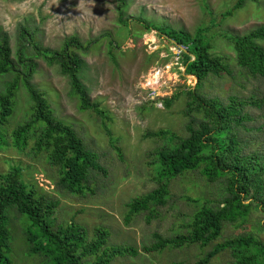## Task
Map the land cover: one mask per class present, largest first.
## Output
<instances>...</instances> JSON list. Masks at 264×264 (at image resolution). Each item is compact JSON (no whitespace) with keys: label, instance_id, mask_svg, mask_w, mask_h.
<instances>
[{"label":"rangeland","instance_id":"rangeland-1","mask_svg":"<svg viewBox=\"0 0 264 264\" xmlns=\"http://www.w3.org/2000/svg\"><path fill=\"white\" fill-rule=\"evenodd\" d=\"M0 0V28L9 36L15 56L19 27L26 25L45 46L60 49L65 40L77 36L88 43L103 37L100 45L83 53L85 68L82 80L92 101L100 102L105 115L83 110L79 98L72 94L69 78L58 65L50 66L39 59L33 84L45 93L54 115L71 124L95 151L107 172H98L89 182L91 190L71 193L57 186L58 168L44 154L37 155L33 145L25 151L0 148V172L21 165L24 178L42 192L60 200L54 217L57 223L77 222L95 237L96 227L109 230V245L138 248L139 254L119 257L111 264H195L212 246L186 245L167 247L160 252H147L160 234L172 238L185 233L198 209L194 199L218 201L225 194V181L210 182L199 170L187 172L170 182L166 205L155 213L144 211L129 221L128 203L144 196L162 184L158 175V153L189 135L190 118L185 115L187 98L182 95L171 107L164 100L197 85L195 76L186 73L181 50L168 44L156 30H145L137 20L167 24L194 34L206 26L212 41V52L226 58L234 75L210 77L201 91L208 96L228 101L240 99L264 102V79L249 76L237 64L235 48L228 34H245L264 25V1L247 0L244 7L232 10L238 0ZM130 19L131 32L119 21L120 14ZM228 15V16H227ZM110 39L119 48L110 53ZM260 43L264 46V40ZM169 47V48H168ZM12 76L0 77V91ZM31 99L23 88L17 93V106L7 126L13 130L30 120ZM251 118L238 126L245 155H256L264 166V103L247 105ZM169 129L166 138L148 136L149 131ZM173 135V136H172ZM178 141V138H177ZM116 146L120 147L119 152ZM264 199V195L262 196ZM254 198L246 200L247 202ZM254 202L245 222H227L221 238L253 235L264 241V203ZM19 234L21 228L19 226ZM20 242V240H17ZM215 242V243H216ZM14 264H38L40 259L25 253V246L15 245ZM209 264H235L231 250L214 257Z\"/></svg>","mask_w":264,"mask_h":264},{"label":"trees","instance_id":"trees-1","mask_svg":"<svg viewBox=\"0 0 264 264\" xmlns=\"http://www.w3.org/2000/svg\"><path fill=\"white\" fill-rule=\"evenodd\" d=\"M246 1L238 0L227 14L232 15L244 7ZM121 2L127 3L126 0ZM137 20L143 23L145 30H156L169 45L174 44L181 50L186 73L196 77L197 85L164 100L166 106L171 107L176 99L186 96L189 135L175 134V142L159 151L156 163L162 184L128 203L127 221L144 211L154 214L158 206L167 204L173 179L199 170L210 182L224 180L225 194L218 201L194 199L198 209L187 226L188 230L172 238L157 233V241L145 250L160 252L167 247L197 244L207 248L213 245L195 264H209L226 250L232 251L235 264H264V241L253 235H238L216 242L227 222L242 219L244 223L254 202H260L259 207L264 203V166L256 155L244 154L237 130L251 118L245 107H262L264 102L258 99L247 101L235 95L224 101L201 91L210 77L234 75L229 61L212 52L211 37L205 34L209 31L206 26H200L190 34L167 24L149 22L143 16ZM119 21L131 32L130 19H124L121 13ZM107 35L111 36H104ZM103 37L84 43L73 36L66 39L60 49H52L45 47L30 27L22 25L18 30V48L14 56L9 36L0 28V77L12 76L0 91V148L13 146L25 151L33 145L35 154H44L49 163L58 168L56 185L71 193L82 194L91 190L89 182L95 174L107 170L77 130L54 115L45 93L32 80L39 59L50 66L58 65L61 73L69 78L71 92L79 98L81 109L105 115L100 102L91 100L82 80L85 68L82 54L99 46ZM227 37L235 48L237 64L249 76L264 79V46L260 43L264 40V25L241 35L227 33ZM109 46L111 54L119 48L112 39ZM21 88L31 99L30 120L9 130L7 126L15 112L17 93ZM171 133L169 129H159L149 131L148 136L166 138ZM116 148L121 152L120 147ZM23 172L21 165L0 172V264H14L15 245L20 244L25 246L28 256L41 258L38 264H111L119 257L139 254L138 248L109 245L110 233L104 227H96L95 237L90 238L87 229L77 222L57 223L54 214L60 200L42 192L36 184H29ZM252 198L255 200L246 201ZM262 226L264 228V224Z\"/></svg>","mask_w":264,"mask_h":264}]
</instances>
